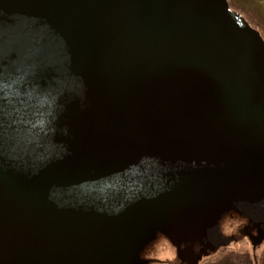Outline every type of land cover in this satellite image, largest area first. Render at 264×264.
<instances>
[{"label": "water", "instance_id": "1", "mask_svg": "<svg viewBox=\"0 0 264 264\" xmlns=\"http://www.w3.org/2000/svg\"><path fill=\"white\" fill-rule=\"evenodd\" d=\"M155 232L256 263L260 32L227 0H0V264H147Z\"/></svg>", "mask_w": 264, "mask_h": 264}, {"label": "rangeland", "instance_id": "2", "mask_svg": "<svg viewBox=\"0 0 264 264\" xmlns=\"http://www.w3.org/2000/svg\"><path fill=\"white\" fill-rule=\"evenodd\" d=\"M237 4L243 5L248 11H252L255 18L264 28V0H234ZM226 211L222 216H226ZM225 223L222 224V226ZM241 250V249H239ZM141 257L147 261V264H183L177 250L171 246L169 239L165 238L161 233L152 234L147 243L143 246ZM226 264V263H221Z\"/></svg>", "mask_w": 264, "mask_h": 264}, {"label": "flooded vegetation", "instance_id": "3", "mask_svg": "<svg viewBox=\"0 0 264 264\" xmlns=\"http://www.w3.org/2000/svg\"><path fill=\"white\" fill-rule=\"evenodd\" d=\"M212 241H208L209 245ZM207 241L201 242L197 246L195 244L193 246H190V244L180 245L181 247H208ZM248 247L247 245H229L224 246V248L219 249V251L215 254V256L211 257L210 259L203 260L200 264H264V246L263 250L257 255V261L254 263L253 260L248 259L249 252L248 249H246V252L244 249ZM241 249V250H239ZM244 254L247 256H244Z\"/></svg>", "mask_w": 264, "mask_h": 264}, {"label": "trees", "instance_id": "4", "mask_svg": "<svg viewBox=\"0 0 264 264\" xmlns=\"http://www.w3.org/2000/svg\"><path fill=\"white\" fill-rule=\"evenodd\" d=\"M227 1L229 3V6L232 9L234 8L235 10H237L238 12L243 14V16L246 18V20L252 24V27L256 28L260 32V34L262 35V37L264 39V28L262 27L260 22L255 18V15L253 14V12L251 10L248 11L243 5H241L240 3L237 4L234 0H227ZM242 243L244 245L246 244V242H242ZM246 249H247V247L244 249L245 252H246ZM246 254H247V252H246ZM249 254H250V256H248V259H252L250 252H249ZM244 256L247 259V256L245 254H244Z\"/></svg>", "mask_w": 264, "mask_h": 264}, {"label": "bare ground", "instance_id": "5", "mask_svg": "<svg viewBox=\"0 0 264 264\" xmlns=\"http://www.w3.org/2000/svg\"><path fill=\"white\" fill-rule=\"evenodd\" d=\"M229 4V3H228ZM234 9V8H233ZM243 15V14H242ZM250 23V22H249ZM251 24V23H250ZM251 26H252V24H251Z\"/></svg>", "mask_w": 264, "mask_h": 264}]
</instances>
